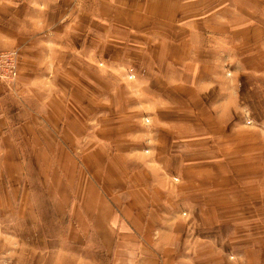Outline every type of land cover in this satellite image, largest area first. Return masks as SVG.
<instances>
[{
  "label": "rangeland",
  "instance_id": "1",
  "mask_svg": "<svg viewBox=\"0 0 264 264\" xmlns=\"http://www.w3.org/2000/svg\"><path fill=\"white\" fill-rule=\"evenodd\" d=\"M184 11L187 19L176 30L190 31L201 26L205 29L227 28L233 32L226 39L217 38L221 46L228 39L234 48L231 53L219 52L213 66L204 64L210 55L206 45L192 53L186 51L184 57L192 54L194 58L195 55L201 57V63L191 62L201 65L200 69H193L195 74L221 75L228 79L233 70L241 74L243 68L244 73L248 72V78L261 79L260 70H264V0H186ZM205 37L204 42L208 43L209 37ZM185 38L186 48H189L187 42L190 43L193 37L186 35ZM1 43L4 40L0 36V54L17 53L9 57V62L0 56V264H100V237L91 226V219L88 222L83 219L81 211L88 179L97 183L99 192L110 196L114 192L121 195L122 191L128 190L124 185V179L128 178L134 187L130 190L136 195L162 200V204H173L177 208L181 202L177 200L184 198V191L191 196L200 193L199 197H191L192 203L200 200L225 207L227 204L242 205L243 201L244 211L239 206L228 211L223 208L206 211L207 218L216 221V242L212 246L217 252L218 264H223V256L233 260L234 255L245 252H250L248 256L250 254L251 257L264 255V210L257 211L258 207H255L256 204L264 205V184L258 188L249 185L252 189L245 190L243 196L227 199L223 196L232 192L239 194L241 186L237 180L241 181L243 174H247L244 179L249 183L253 181L252 177L264 178V148L261 152L260 138L258 145H245L247 140L256 141L260 135L248 124L252 123V118L261 116L250 113L242 118L245 119L242 123L245 127L239 129L242 125H238V130L226 135L219 132L208 139V131L201 132V148L194 146L193 142L172 138L165 150L171 157L169 163L165 166L153 164L147 171V164L151 162L136 156L134 160L139 169L132 172L125 166L124 157L131 149L151 156L153 145L149 141L153 131L149 128L154 114L152 109L154 104L168 103L167 99H158L155 93L150 94L152 97L147 96L150 99L147 100L144 92L152 89L150 85H145L138 77L133 80L137 74L135 69L146 78L145 71L140 69L144 62L142 53L130 50L126 44V50L122 51L87 52L86 60L82 58L86 52H54L47 45L43 51L33 52L37 45L35 39H31L25 50L31 52L17 46L3 48ZM81 59H84L83 65H80ZM65 64L67 67L63 66ZM167 71L170 73V69L156 67L154 74L166 75ZM241 77L246 81L245 74ZM164 80L165 83L158 88L176 103V89L180 91V88L174 84L167 85ZM257 86L261 88L253 87L249 91L252 97L260 98L261 106L253 108L262 114L264 81ZM59 89L64 90L60 92ZM161 113L162 119L170 122L182 116L183 111L167 109ZM190 118L196 125L213 126L207 112L200 118ZM229 138L236 140L234 144L230 143L232 149L222 145ZM215 142L221 143H216V148L209 145ZM160 150L164 148L160 147L158 154ZM251 150H258V155L243 160L233 157L230 163L240 164L235 167H231L229 162L225 164V155L239 156L246 151L249 155ZM179 154L188 156L190 162L193 155L200 160V164L194 167L201 173L200 186L192 184V164L184 174L189 184L185 187L179 185L180 179L174 174L176 165H180L173 158ZM217 158L221 163L210 162V159ZM254 160L263 167H253L254 163L250 161ZM150 174L154 179L163 175L170 184L163 179L162 189L153 188L148 179ZM230 179L233 186L228 184ZM212 194L218 196L210 200ZM183 208L176 214L186 217L188 211H182ZM199 212L198 220L201 214H205ZM241 222L245 226L241 227ZM189 224L183 222L178 227L181 231L183 225L187 229ZM242 233L244 238L241 240ZM260 260L263 259L252 262ZM185 263L200 264L197 260Z\"/></svg>",
  "mask_w": 264,
  "mask_h": 264
},
{
  "label": "crops",
  "instance_id": "2",
  "mask_svg": "<svg viewBox=\"0 0 264 264\" xmlns=\"http://www.w3.org/2000/svg\"><path fill=\"white\" fill-rule=\"evenodd\" d=\"M185 1L0 0V36L4 40V43L1 44L3 48L17 46L25 51L30 46L31 39H35L37 45L33 44L36 49L32 50L33 52L43 51L47 45L50 51H63L71 54L74 52L122 51L127 44L130 50L142 53L141 58H144V62H142L140 69L145 71L146 78L141 77L140 71L135 69L134 73L138 75L136 74V78H133V80L138 77L145 85H150L152 89L149 87L151 90H145V95L143 94L147 100H150L147 96L155 93L158 95V99H167L168 103L154 104L152 109L154 114L149 128L153 131L151 132L153 133L152 139L150 138L149 141V144L153 145L151 156L142 155L143 153L138 149H131L127 154L128 156L124 157L125 166L129 171L134 172L139 169V164L134 160L136 156L151 162L147 164V171L152 168L153 164L165 166L169 163L171 157L169 158V153L165 150L169 146L168 141L172 138L177 139V141L193 142L194 146L198 145V148H201V132L208 131L206 135L209 137L208 139L214 138L215 133L219 132H224L226 135L230 131L238 130L236 127L242 125L245 121L242 118L249 116L250 113L261 116L256 119L252 118V123L248 124L260 135L257 136L256 141L247 140L245 145L246 147L258 145V139L260 138V148L263 152L264 109H262L261 114L258 113L259 110L253 108L257 105L261 106L259 103L260 98L258 96L252 97L249 88L255 87L257 90L261 88L257 85L264 81V70H260L261 79H251L248 78V72L244 73L242 68L243 73L241 74H245L246 81L242 79L240 71L237 72L236 70L231 72L232 75L230 74L228 79L221 75L202 76L195 74L193 69H200L201 65H193L191 62L195 60L201 63V59H199L201 57L195 55L196 58H194L193 54L184 57L186 51L192 53V51L204 48L206 45L210 55L207 60L205 59L206 63L204 64L213 66L217 61L219 52L231 53L234 48L230 40L227 39V42L223 43L227 44L226 46H221L222 43H219L217 38L223 39V37L232 36L233 32L227 28L205 29L201 26L194 27L190 31L176 30L187 19L184 16L186 11H184ZM186 35L193 37L190 43L187 42L189 44L188 49L186 48ZM205 36L209 37L207 38L208 43L204 42ZM235 37L240 36L235 35ZM39 44H41V48L38 46ZM25 52H31V50ZM87 56L88 53L82 58L87 60ZM84 59L80 60V65H83ZM54 66L59 68L58 64ZM63 66L67 67L66 64ZM156 67L170 69V73L167 71L168 74L166 75L154 74ZM161 73H163L162 70ZM258 73L259 70L256 74L258 75ZM164 79H166L167 85L174 84L176 88H180V91L176 89L178 95L176 103L172 102L171 97H168L170 98L168 100L162 90L158 88L165 81ZM81 80L82 82L86 81ZM63 90L59 89L58 91L63 92ZM152 90H155V92ZM165 109H178L183 113L175 121L169 122L168 119H162L161 117V111H166ZM206 112L210 121L213 122L211 128L196 125L195 120L190 118H200L201 114L203 115ZM242 127H245V125L240 126L239 129ZM235 141V139L229 138L223 141L224 144L222 145L232 149V144ZM216 143L221 142L209 145L216 148L218 146ZM230 143L232 144L230 145ZM160 147H163L164 150H160L158 154L157 151ZM225 151L227 153L228 149L225 148ZM258 153V150H251L249 155L247 151L246 153L242 152L239 156L231 154L228 157L225 155V164L229 162L231 167H235L240 164H231L230 161L233 157H241V160L250 159ZM196 157L193 155L191 162L187 160L188 156L179 154L177 158L173 157L176 163L180 165H176L175 174L173 173L179 177V185L185 187L189 184V181L184 179V174L186 169L190 167L188 165L191 164L194 165L192 166L194 173L192 184L197 183L194 186L201 185V173L196 171L197 168L194 169L196 164H200V160H196ZM101 159L100 157V161ZM210 162L213 164L221 163L218 158L216 160L210 159ZM250 162L254 163L253 167H263L258 160ZM142 169L146 170L145 167ZM157 175H159L158 172ZM246 175L243 174L244 178H246ZM151 176L152 174L148 179L153 184V188L162 189V181L163 179L167 181V179L163 175L157 176L155 179ZM256 177H252L253 181L250 183L245 181L244 178L241 181L237 180V184L241 186L239 194L232 192L223 196L226 199L237 195L243 196L246 194L244 193L245 190L249 191L251 187L256 186L258 188L262 186L264 178ZM121 178H123V174ZM152 179L156 181L155 184ZM229 181L231 182H228V184L233 186L232 180ZM168 183L170 184V182ZM124 185L128 190L122 191L121 195L114 192L112 195L106 196V193L98 191L96 188L98 185L94 180L88 179L86 183L83 209L81 210L82 217L87 222L91 219L90 224L100 237L102 243L100 264H186L185 261L188 260H197L200 264H218L217 252L212 246L216 242L214 233L216 221L207 218L206 211H217L222 208L228 211L236 209V206L241 207V211L245 210L243 201L242 205L231 206L232 204H227L228 206L225 205V207H221L217 203L212 205L194 199L195 203H192L191 197L197 195L199 197L200 193H194L191 196L187 191L182 193L184 198L177 200L181 201L177 208L173 204H162V200L145 197L143 194L136 195L133 193L134 191L130 190L134 187L132 182L128 181V178L127 180L124 179ZM184 187L183 189L186 190ZM217 196V194L210 195V200H214ZM255 207H258L257 211L264 210L263 204H256ZM181 208H183L182 211H188L186 217L176 214L177 210L180 211ZM199 211L205 212L204 216L201 214L200 220H198ZM183 222L185 225L190 224L187 229L183 225L180 231L179 227ZM240 225H242L241 227L245 226L244 222H241ZM243 238L244 234L242 233L241 240ZM181 245L182 249L180 250ZM243 248L244 246H241V249ZM248 253L250 252L234 255L235 259L233 260L223 256V264H262V261L264 264L263 254H255L254 257H251L250 254L248 256ZM258 259L263 260L252 262ZM103 260L106 262H101ZM241 260L245 262L242 263Z\"/></svg>",
  "mask_w": 264,
  "mask_h": 264
},
{
  "label": "built area",
  "instance_id": "3",
  "mask_svg": "<svg viewBox=\"0 0 264 264\" xmlns=\"http://www.w3.org/2000/svg\"><path fill=\"white\" fill-rule=\"evenodd\" d=\"M17 51L7 52V53H1L0 56L4 57L6 61H8L9 57L16 56ZM6 54V55H4ZM9 62V61H8Z\"/></svg>",
  "mask_w": 264,
  "mask_h": 264
}]
</instances>
